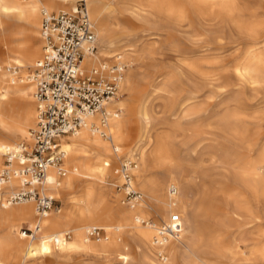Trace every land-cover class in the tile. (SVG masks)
I'll list each match as a JSON object with an SVG mask.
<instances>
[{
    "label": "bare ground",
    "instance_id": "1",
    "mask_svg": "<svg viewBox=\"0 0 264 264\" xmlns=\"http://www.w3.org/2000/svg\"><path fill=\"white\" fill-rule=\"evenodd\" d=\"M77 1L0 0V172L5 167L15 168V160L7 166L2 155L13 154L20 144L17 142L26 137L29 140L27 130L34 129L36 123L35 87L25 71L34 68L43 53L40 30L41 54L33 43L39 29V15L71 10ZM84 1L97 50L84 59L83 70L87 73L92 68L101 69L105 76L108 69L120 71L118 92L105 105L103 115H84L77 132L60 139L64 175L60 177L54 167L49 168L41 189L42 194L62 202L63 208H52L53 211L38 216L33 199L10 201L21 189L17 178L10 174L3 183L0 264H26L46 258L61 264L73 256L95 262L113 257L121 264H218V261L223 264L227 250L220 249L215 234L226 217L221 207L227 205V197L236 212L249 219L257 218L253 217L248 202L227 194L226 180L211 179L206 193L196 191L192 175L210 177L196 155V146L184 152L169 144L173 135L199 132V121L205 116L196 104L200 93L197 80L210 77L216 68L194 58V51H186L181 54L186 62L154 78L135 70L128 46H122L118 39L123 32L111 23L112 14L128 13L136 22L150 21L149 18L160 15L179 27L181 23L196 20L205 24L210 35L217 33L213 27H234L248 37L251 45L243 62L235 68L236 80L243 85L264 83V52H259V47L264 45V22L258 20L255 11L245 17L233 0ZM125 4L129 7L122 8ZM150 55L145 53L147 57ZM4 65L8 66L5 71ZM15 69L24 70L19 72L22 78H17ZM201 81L204 80L198 83ZM221 84L220 89H227L226 82ZM157 99L165 101L162 109L153 103ZM160 114L165 117L160 119ZM236 116L227 114L225 109L206 117L236 133L230 123ZM158 126L167 128L166 136L158 132ZM115 164L118 165L114 168ZM262 167L264 149L256 165L235 175L255 197L264 196V180L257 173ZM125 174L130 177L127 189L122 188ZM105 176H116V185H103ZM126 190L138 197L126 202ZM173 215L179 216V226L170 231ZM22 223L32 227L33 236L21 234L25 239L19 238ZM199 224L207 235L201 237L196 247V242H188L191 237L187 239V234L194 236ZM91 228L102 230L104 236L93 241L88 237Z\"/></svg>",
    "mask_w": 264,
    "mask_h": 264
},
{
    "label": "rangeland",
    "instance_id": "2",
    "mask_svg": "<svg viewBox=\"0 0 264 264\" xmlns=\"http://www.w3.org/2000/svg\"><path fill=\"white\" fill-rule=\"evenodd\" d=\"M233 1L238 8L243 10L245 17L255 11L258 20L264 22V0ZM128 7L125 4L122 8ZM112 15L111 23L123 32V35H120L118 39L122 46H128L126 49H129L128 55L135 70L147 73L154 78L173 70L176 66L180 67V62H186V59H182L181 55L186 51H194V58L212 63L216 68L210 77L204 79L199 77L204 81L198 83L200 80H197L200 93L196 104L202 109L205 116L199 121V132L195 135H173L169 139V144L184 152L190 147L196 146V155L199 156L203 162V168L208 171L210 176L200 175L195 178L192 175L196 191L206 193L210 187L211 179L226 180V184H224L227 186V194L235 195L238 200L248 202L251 205L253 217L257 218V220L249 219L245 214L236 212L234 205L227 197V205L221 207V211L226 217L217 226L218 231L215 234L220 249L227 250V260L223 264H264V196H253L247 187L235 179V175L241 170L256 165L264 149V83L253 85L245 83L243 85L236 80L235 75V68L243 62L245 54L251 47L248 37L231 26H227L226 29H221L220 26L213 27L212 29H215L217 33L210 35L205 24L196 20L181 23L179 27L173 20L160 15L144 22L132 20L128 13L119 14L116 11ZM41 19L42 16L39 15L40 24ZM40 24L33 43L40 49L39 53L41 54L38 33ZM262 47H264L263 44L259 47V52H264L261 51L264 50ZM148 52L151 53L149 57L145 56V53ZM7 67L4 65L3 70L5 71ZM32 70L33 68H29L25 71L26 75H29ZM15 72L18 73L17 78H22L19 72H24V70L15 69ZM225 82L227 89L223 87L220 89L223 86L221 83ZM186 83L188 85V81L184 80V84ZM153 103L160 109L165 105L163 99H157ZM225 109H227V114L237 115L236 120L230 122L236 133L229 132L228 128L225 130L215 123V119L206 117L213 112H223ZM161 114L159 115L160 119L165 117L164 114ZM31 129L27 130L28 133ZM158 129H160L159 126ZM166 131L168 132L166 127L158 130L163 136H166ZM191 136L193 139L189 138ZM23 141H28L27 137L16 144L23 143ZM213 161H217V164H213ZM117 165L115 164L113 167L115 168ZM257 173L264 180V167ZM61 182L62 180H60ZM116 182V176H105L103 185L113 186L116 185ZM9 193L5 196H8ZM57 208H63L62 202L59 200H55L53 205V210ZM160 223L161 221H159ZM31 228L28 223H22L19 229V238H24L21 235L22 232L32 230ZM206 232L203 225H197L193 232L194 236L192 233L187 234V239L191 237L188 242L191 244L196 242L194 246L198 247L201 237L207 235ZM193 237L195 239L191 241ZM26 264H58V262L46 258L37 262H26ZM61 264H121V262L113 257L95 262L82 256H73L72 259ZM218 264H222V262L218 261Z\"/></svg>",
    "mask_w": 264,
    "mask_h": 264
},
{
    "label": "built area",
    "instance_id": "3",
    "mask_svg": "<svg viewBox=\"0 0 264 264\" xmlns=\"http://www.w3.org/2000/svg\"><path fill=\"white\" fill-rule=\"evenodd\" d=\"M40 38L43 53L29 74L37 103L35 127L30 130L29 140L20 143L13 154L7 152L2 155L5 165L10 166L14 159L16 166L14 169H2L0 188L11 174L19 180L21 189L10 197V201L33 199L36 214L44 216L55 203L42 194L41 186L47 171L54 167L60 177L64 175L59 152L61 137L76 133L84 115L104 114L105 105L118 92L120 71L108 69L105 76L101 69L92 68L87 73L83 70L84 59L97 50L84 0H78L75 7L66 12L43 13ZM124 167H121L123 172ZM129 179L125 174L122 188L127 189ZM126 191V202L138 197L135 192ZM170 224L169 230L175 231L179 226V216L173 215ZM22 234L33 236V230H24ZM103 234L98 228L88 231L91 239H99ZM65 238L68 239L69 234Z\"/></svg>",
    "mask_w": 264,
    "mask_h": 264
}]
</instances>
